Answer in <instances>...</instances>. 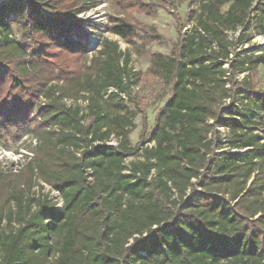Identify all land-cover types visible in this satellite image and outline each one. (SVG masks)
I'll use <instances>...</instances> for the list:
<instances>
[{
    "label": "trees",
    "instance_id": "16d2710c",
    "mask_svg": "<svg viewBox=\"0 0 264 264\" xmlns=\"http://www.w3.org/2000/svg\"><path fill=\"white\" fill-rule=\"evenodd\" d=\"M96 1L0 0V138L34 141L0 183V264H264V81L248 75L264 55L227 36L264 33V0H197L150 56L166 96L150 130L129 52L100 32L134 29L77 18Z\"/></svg>",
    "mask_w": 264,
    "mask_h": 264
},
{
    "label": "rangeland",
    "instance_id": "374dc122",
    "mask_svg": "<svg viewBox=\"0 0 264 264\" xmlns=\"http://www.w3.org/2000/svg\"><path fill=\"white\" fill-rule=\"evenodd\" d=\"M196 10L197 0H97L94 7L77 15V18L87 19L98 26L107 23L109 18H119L132 25L135 35L129 41L102 27L100 32L102 37L116 41L121 51L130 54L128 67L137 79L135 85L131 86V92L138 97L140 105L148 115L149 130L153 127L155 113L166 98L161 83L149 73L150 56L157 51L169 53L175 48L190 31ZM253 30L244 33L243 37L250 35L247 41L241 44L235 43L238 33L242 32L241 29L228 31L227 36L234 44L232 53L244 48L250 51L260 48L255 54L264 55V33ZM88 42L90 49L98 48L100 37L89 34ZM248 73L255 83L261 85L264 81V57L262 63L250 68ZM237 79H241V75L237 76ZM66 102L69 103L70 100ZM135 123L136 128L130 134L132 144L140 141V115L136 117ZM147 135L148 133H145V137ZM112 141L114 143V140ZM143 142L147 144V138ZM33 143V139L27 134H21L17 139L0 138V183L7 181V190L12 187L11 183L21 180L22 166L26 156L30 155L28 147ZM132 158L128 156L126 162ZM33 191L47 194L57 206L61 205L59 194L49 186H34Z\"/></svg>",
    "mask_w": 264,
    "mask_h": 264
}]
</instances>
